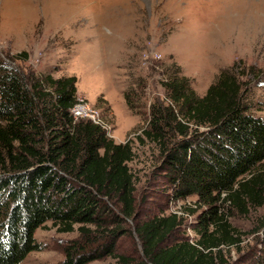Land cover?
I'll return each mask as SVG.
<instances>
[{
  "label": "trees",
  "instance_id": "1",
  "mask_svg": "<svg viewBox=\"0 0 264 264\" xmlns=\"http://www.w3.org/2000/svg\"><path fill=\"white\" fill-rule=\"evenodd\" d=\"M246 75L222 69L202 96L184 75L161 82L164 101L150 103L135 140L154 145L171 197L194 196L187 210L200 211L195 238L170 244L183 223L178 213L137 223L139 264H228L225 249L242 250L248 233L230 217L264 208V101H247ZM27 77L0 60V264L40 251L34 234L46 222L79 237L64 246L58 264L108 256L127 262L114 251L135 215L132 139L115 142L100 123L71 114L75 75ZM249 233L260 247L245 254L251 264H264V216Z\"/></svg>",
  "mask_w": 264,
  "mask_h": 264
},
{
  "label": "rangeland",
  "instance_id": "2",
  "mask_svg": "<svg viewBox=\"0 0 264 264\" xmlns=\"http://www.w3.org/2000/svg\"><path fill=\"white\" fill-rule=\"evenodd\" d=\"M0 60L28 79L75 75L77 101L115 142L132 139L135 215L114 251L128 261L108 256L88 264H139L137 223L178 213L183 223L166 240L170 244L195 238L200 211L187 210L195 207L194 196L171 197L154 145L135 140L149 105L164 101L161 82L169 75L186 76L202 96L222 69L247 72V101H264V0H0ZM260 216L264 208L232 214L231 224L248 234L241 251L225 249L228 264H251L245 253L260 244L249 230ZM34 238L41 250L19 264H58L64 246L79 237L46 222Z\"/></svg>",
  "mask_w": 264,
  "mask_h": 264
},
{
  "label": "built area",
  "instance_id": "3",
  "mask_svg": "<svg viewBox=\"0 0 264 264\" xmlns=\"http://www.w3.org/2000/svg\"><path fill=\"white\" fill-rule=\"evenodd\" d=\"M69 110L74 117H87L91 119L92 122H97L94 115H90V109H88L85 104L80 103V101H77Z\"/></svg>",
  "mask_w": 264,
  "mask_h": 264
}]
</instances>
